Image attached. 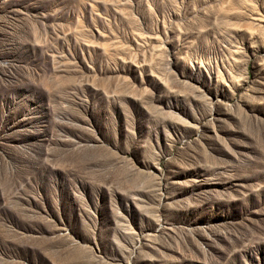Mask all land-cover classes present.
Instances as JSON below:
<instances>
[{"label": "rangeland", "instance_id": "obj_1", "mask_svg": "<svg viewBox=\"0 0 264 264\" xmlns=\"http://www.w3.org/2000/svg\"><path fill=\"white\" fill-rule=\"evenodd\" d=\"M0 264H264V0H0Z\"/></svg>", "mask_w": 264, "mask_h": 264}]
</instances>
